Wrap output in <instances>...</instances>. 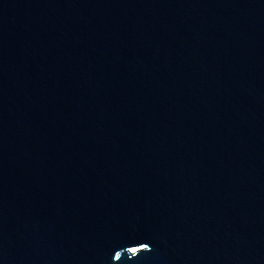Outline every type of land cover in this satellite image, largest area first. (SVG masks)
<instances>
[{"label":"water","instance_id":"95a60500","mask_svg":"<svg viewBox=\"0 0 264 264\" xmlns=\"http://www.w3.org/2000/svg\"><path fill=\"white\" fill-rule=\"evenodd\" d=\"M0 264H264V0H0Z\"/></svg>","mask_w":264,"mask_h":264},{"label":"snow or ice","instance_id":"6c2138e0","mask_svg":"<svg viewBox=\"0 0 264 264\" xmlns=\"http://www.w3.org/2000/svg\"><path fill=\"white\" fill-rule=\"evenodd\" d=\"M137 244L139 245V252L140 251H149L150 250V243L149 242H137ZM133 252H137L138 249L137 248H132L130 249Z\"/></svg>","mask_w":264,"mask_h":264}]
</instances>
